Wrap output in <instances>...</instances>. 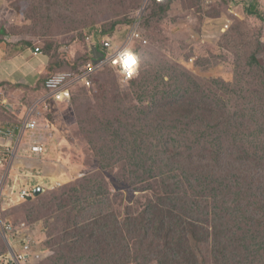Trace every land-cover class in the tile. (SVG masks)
<instances>
[{
    "label": "rangeland",
    "instance_id": "374dc122",
    "mask_svg": "<svg viewBox=\"0 0 264 264\" xmlns=\"http://www.w3.org/2000/svg\"><path fill=\"white\" fill-rule=\"evenodd\" d=\"M45 1L42 6L46 9L51 0ZM83 1L69 0L65 8L56 10L84 16L88 9ZM115 1L116 11L108 10L113 16L105 22L130 16L140 2ZM3 2L7 14L6 19L0 20V42L6 43L9 52L30 50L32 55L30 61L8 58L9 61L0 64V84L7 83L9 92L6 93L13 94H7L11 101L2 96V103L11 108L10 105L23 103V94H27L24 89L38 82L34 70L45 59L34 55L36 48L51 53L49 57L53 60L59 53L56 47L74 52L76 45L69 37H59L57 27L65 21L58 18V12V16L50 18L42 6V11L35 13L27 0ZM256 6L258 11L262 9L259 3ZM168 11L164 17L151 19L148 48L142 50V67L136 82L121 87L113 75L105 74L99 79L102 89L99 98L92 101L84 98L77 105L71 103L72 107L53 104L48 111L43 110L55 127L49 130L47 124L41 126L49 144L48 155L29 160L20 156L16 160L18 171L13 176L20 175L27 184L45 190L30 203L5 211H8L6 221L30 225L25 233L30 239L37 238V247L44 254L35 264H112L111 260L101 257L104 246L87 258L79 248L71 246L74 241L63 240L75 230L67 228L69 216L72 223L78 224L77 229H83L90 212L99 213L100 218L113 216L122 228L124 220L136 218L145 209L146 202L155 198L151 192L160 188L157 176L178 174L184 163L188 174L167 188L175 189L187 200L171 196L157 204L159 209L176 210L188 202L189 212L198 206L203 229L197 236L206 240L205 245L213 246L218 253L216 244L226 236H240L244 238L240 251L244 264H264V244L259 246L264 239V205L258 203L261 194L245 193L244 181L236 185L235 177L239 175L236 170L246 167L242 160L246 161L247 152L253 158L256 153L264 155L261 132V126L264 127V22L248 16L241 4L231 10L216 0H176ZM212 12L219 15L212 16ZM103 16H98L96 21ZM111 33V37H106L116 43V48L125 43L126 36L120 30ZM136 43L131 40L127 49L133 52ZM210 46L213 53L208 49ZM54 51L56 54L52 55ZM85 108H89L87 117L80 113ZM208 109L214 113L210 114ZM91 112L98 117L100 126L110 120L109 127L114 130L110 133L105 129L93 130ZM226 124H235V127L230 129ZM216 125H220L218 133L221 125L228 130L221 137L220 145L226 152L217 167L213 163L219 155L213 156L210 174L197 178L189 169L194 166L197 172L202 164L203 156L199 152L218 149L214 138ZM109 136L111 140L106 145ZM22 147L27 149L28 143L24 142ZM131 148L137 149L130 157L128 149ZM5 170L2 166L0 171L4 174ZM138 174L142 176L141 181L134 178ZM90 176L102 180L98 181L102 194L97 197L92 188L77 190L76 183L84 185ZM224 186H232L231 192ZM144 223L149 226L146 241L158 245L161 238L151 229L152 221ZM130 230L126 229L128 248L134 247ZM249 234L256 242V247L250 246L251 253L244 248ZM142 238L141 235L139 240ZM2 251L1 247L0 257ZM129 257L128 264H136L135 254L130 253Z\"/></svg>",
    "mask_w": 264,
    "mask_h": 264
},
{
    "label": "trees",
    "instance_id": "16d2710c",
    "mask_svg": "<svg viewBox=\"0 0 264 264\" xmlns=\"http://www.w3.org/2000/svg\"><path fill=\"white\" fill-rule=\"evenodd\" d=\"M176 0H140L138 7L130 16H126L125 18H120L118 21L113 22H105L111 19L113 16L112 13H108L110 11H116L117 3L115 0H91L87 2L84 0V7L88 9L87 13L83 11L84 16L77 14V12H58L56 8L58 7H66L69 3V0H51L50 7L47 6L45 9L43 4L47 3V1H36L35 0H27L30 6H32L35 13H39L41 10V6L43 10H46V16L50 18H55L58 16L59 19L65 21L63 24H60L57 27L58 32L61 34L59 37L66 36L70 38V41L76 45V49L74 52L65 51L60 45L56 47L58 50V54L54 57L53 60L50 59L51 53L42 52L40 49V55L44 57L45 66L39 72L38 82L28 89H24L23 94V103H15L13 111L0 104V123H4L6 125H19L21 126L27 111L32 108L37 102L47 96V91L45 89L46 80L52 75L69 71L74 75H81L86 71V64L89 62V56L91 53L89 52V46L85 42V37L87 35H94L97 40L102 39L103 37L110 36L111 32L116 30H120L121 33L125 37L124 40L127 39L130 31L134 26H136V32L140 36L139 39H136L137 43L133 46L132 50L137 57L138 67L136 74L133 76L131 80L123 81L122 75L118 70L117 66L114 65H106L105 67L91 73L88 75V79L90 81V85L86 86L83 81H77L71 87V99L66 107H72L80 103V101L85 100L92 101L99 98L102 95V89L100 88V77L109 76L110 74L115 77L119 86L121 87H129L134 82H136L140 77L141 67H142V50L147 49L148 45V27L151 25L154 17H164L169 11L171 4H173ZM203 2L204 0H198ZM208 1V0H206ZM222 6H227L228 9L235 7L236 4H241L242 9L246 12V14L250 17H257L262 22H264V0H216ZM259 3L262 7L260 11H258V7L256 6ZM144 8V9H143ZM67 10V9H66ZM76 10V9H75ZM143 10V12H142ZM74 11V10H72ZM58 12V15H57ZM142 12V14H141ZM104 15L97 22V17ZM219 13L212 12V16H218ZM139 19V22L136 25V21ZM112 34V33H111ZM111 37V36H110ZM145 43V44H144ZM4 44L0 42V46ZM71 46V45H70ZM70 48V47H69ZM213 53L211 46L208 48ZM56 51L53 52L52 55H55ZM38 56V57H39ZM6 83V82H5ZM9 85L0 84V95L7 97V92H9ZM22 89V88H21ZM19 89L16 92H20ZM23 93V91L21 92ZM8 95H13L12 93ZM79 95V96H78ZM78 96L77 99L75 97ZM5 100L7 102L11 100ZM79 99V101H78ZM74 104V105H71ZM26 104V105H25ZM76 111L78 110L75 106ZM89 108H85L82 112L85 114ZM210 114L214 112L211 109ZM66 111V110H65ZM203 111H206L203 108ZM79 113V111H77ZM74 114V113H73ZM93 116V117H91ZM87 117V116H86ZM90 120L94 127L93 130L97 129H105L108 133L112 132L110 126V120H106L103 126H100L99 119L96 114L91 112L89 114ZM53 118V117H52ZM37 121L40 125L47 124L49 126L54 127V123L51 117L46 115L37 116ZM50 124V125H49ZM261 126L260 124H257ZM230 129L235 127V124L227 125ZM225 125H221V129L218 133V129L220 125H216L217 131L214 134V138L217 141L218 149L206 150L203 152H199L201 156H203L202 164L197 168L191 166L189 169V173L195 174L198 177L204 178L206 175L210 174L212 170H210L211 158L213 156H218L217 160L214 161V166L217 167L220 163V157L226 151L223 150L221 145V137L228 132ZM55 128V127H54ZM208 129V127H207ZM239 129V128H238ZM261 132L264 136V127L261 126ZM260 135V136H262ZM111 137L109 136L106 141V145L110 143ZM212 148H214L213 143L209 144ZM137 147V146H136ZM110 149V148H108ZM137 148L128 149V155L131 157ZM59 150V146H58ZM239 155V154H238ZM237 155V156H238ZM61 153H58V158H60ZM119 158H122L121 156ZM118 158V159H119ZM245 162V169L236 170L239 175H235L237 179V184L239 185L241 181H244L245 193L248 192L249 195L261 194L260 201L258 203L264 205V155H259L256 153V156L253 158L250 156L249 152H247V159ZM205 163H209L206 165ZM231 166L235 165V162H230ZM188 170V166L184 163L183 167L180 170V173L171 176L167 175H158L157 180L160 181V188H154L152 190V194L155 196L153 199H149L145 204V209L143 212L138 214L136 218L130 217L124 220L122 228L118 227V220L116 218H100L99 213H89L87 221L84 222L85 226L83 229H77L78 224L72 223V219L69 216L68 219V229L74 228L72 234L64 236L63 240L74 241L71 246L75 248H79L81 252L84 254V257H93L96 255L98 250L104 246V249L101 252L102 259H108L112 261V264H128L131 261V257H129L130 253L135 254L136 264H244V257H240V251L243 246L244 238L240 236L229 235L226 236L220 243L216 244L219 249L218 253L215 252L213 246L210 247L208 244L205 245L206 240L198 238L199 230L202 228V223L200 222V216L198 213V206H193L194 209L187 212L186 203H184L183 208H177L176 210L170 209H162L160 210L157 204L160 201L166 202L171 196H181L175 189L167 188L168 185L178 179L181 180L182 175L188 174L186 171ZM148 173V172H147ZM90 175V174H88ZM87 175V176H88ZM3 176V172L0 171V180ZM136 181H141V174L134 176ZM98 181L102 182V180L98 177L93 179V176L87 177L85 179L86 184L80 185L76 183L77 190L83 188H92L93 195L97 197L102 193L99 191L101 185H98ZM93 184V186H92ZM224 189H228L231 192L232 186H224ZM84 191V189L82 190ZM182 197V196H181ZM37 198V196H35ZM33 198V199H35ZM186 199V197H182L179 199ZM28 199L24 204L30 203L31 200ZM106 201V200H105ZM189 201H191L189 199ZM257 203V204H258ZM164 205V203H163ZM167 206V205H166ZM14 209V208H12ZM10 209V210H12ZM63 208H59L62 210ZM8 212V211H7ZM7 212L2 214L3 221H5ZM146 220L152 221L151 229L153 232L161 238L159 240V244L155 246L152 243H148L145 238V232L149 231V226L147 223H144ZM15 230H21L26 227H30V225L26 222H12ZM114 227V228H113ZM131 228L129 236H133L132 242L134 247L128 248L127 246V232L126 229ZM146 228V230H144ZM143 236L142 239L139 238ZM221 240L219 236H216ZM196 239H199L196 241ZM157 240V239H154ZM246 243L244 244V248L251 253L250 246L256 247V242L253 241L252 236L249 234L245 237ZM264 244V239L260 240L259 246ZM215 246V245H214ZM3 248L1 257L5 256L8 253V248L5 245V242L0 235V248ZM69 249L70 246H66ZM135 248V251H133ZM260 248V247H259ZM73 249V248H71ZM264 249V248H263ZM62 254L60 253V257ZM64 259V258H62ZM142 261V262H141ZM133 264V263H132ZM262 264V263H260Z\"/></svg>",
    "mask_w": 264,
    "mask_h": 264
},
{
    "label": "built area",
    "instance_id": "2783aa9c",
    "mask_svg": "<svg viewBox=\"0 0 264 264\" xmlns=\"http://www.w3.org/2000/svg\"><path fill=\"white\" fill-rule=\"evenodd\" d=\"M138 22L139 20L136 21V25ZM139 37L134 26L125 43L116 48V43L114 44L107 37L97 40L94 35L86 36L85 42L89 46L91 56L86 64L85 73L74 75L64 71L52 75L45 82L47 96L27 111L21 126L0 125V170L2 166L6 169L0 180V234L3 235L8 248V255L0 257V264H35L44 256L39 246L37 247L35 239L31 238V240L25 233L28 227L15 230L12 222L3 221L2 218L6 210L16 208L26 200L35 198V188L41 187L27 184L23 178L19 177L20 175L13 176L18 168L15 167L18 157L23 156L25 160H29L48 155L47 136L43 133L37 116L46 115L43 110L48 111L53 104L56 106L68 104L71 99V87L77 81H83L86 86H89L88 75L106 65L118 66L122 80H131L136 74L138 60L127 47L131 40L139 39ZM34 55H40V48H36ZM0 104L4 105L2 95H0ZM24 142L28 143L27 149L22 147ZM6 148H8L7 151ZM17 248L20 253H17Z\"/></svg>",
    "mask_w": 264,
    "mask_h": 264
},
{
    "label": "crops",
    "instance_id": "0c3cea01",
    "mask_svg": "<svg viewBox=\"0 0 264 264\" xmlns=\"http://www.w3.org/2000/svg\"><path fill=\"white\" fill-rule=\"evenodd\" d=\"M5 4H4V2H3V0H0V20L1 19H6V18H4V15H6L7 14V12H6V10L3 8V6H4ZM9 20V19H8ZM10 50H8L7 49V46H6V43H4V44H2L1 46H0V53L2 54H0V64L1 63H3V62H5V61H9V59L10 60H16V59H19V58H22V59H24V60H26V61H30V59H31V57H32V55H30V50H27V51H20V52H18V51H12V52H9ZM9 55V57H7ZM33 57H35L34 55H33ZM38 57V56H37ZM41 57V56H40ZM9 58V59H8ZM27 65V64H26ZM44 66H45V61L44 60H41L38 64H36V67H35V70H34V73H35V78H37L36 80L38 81V79H39V72L44 68ZM22 67H24V66H22ZM22 79L23 80H26V78L25 77H23L22 76ZM11 106V108L10 107H8L9 109H10V111L12 110L13 111V108H14V105L12 106V105H10ZM17 126H19V125H17ZM53 130L54 129V127H51V126H49V130ZM51 133H52V131H51ZM37 239V238H36ZM35 239V240H36Z\"/></svg>",
    "mask_w": 264,
    "mask_h": 264
},
{
    "label": "water",
    "instance_id": "95a60500",
    "mask_svg": "<svg viewBox=\"0 0 264 264\" xmlns=\"http://www.w3.org/2000/svg\"><path fill=\"white\" fill-rule=\"evenodd\" d=\"M44 191H45L44 188H42V187H36L35 190H34L35 196L38 197V196L41 195Z\"/></svg>",
    "mask_w": 264,
    "mask_h": 264
},
{
    "label": "clouds",
    "instance_id": "9594fccd",
    "mask_svg": "<svg viewBox=\"0 0 264 264\" xmlns=\"http://www.w3.org/2000/svg\"><path fill=\"white\" fill-rule=\"evenodd\" d=\"M144 9V8H143ZM142 12H143V10H142ZM142 12H141V14H142ZM140 19V17L138 18V20ZM137 20V21H138ZM88 36V35H87ZM86 38V37H85ZM132 53V52H131ZM132 54H134V53H132ZM135 55V54H134ZM137 58V57H136ZM112 65V64H111ZM117 68H118V66H117ZM118 70H119V68H118Z\"/></svg>",
    "mask_w": 264,
    "mask_h": 264
}]
</instances>
